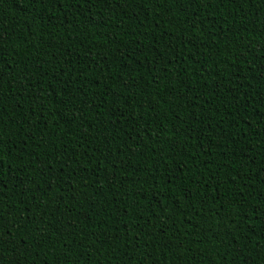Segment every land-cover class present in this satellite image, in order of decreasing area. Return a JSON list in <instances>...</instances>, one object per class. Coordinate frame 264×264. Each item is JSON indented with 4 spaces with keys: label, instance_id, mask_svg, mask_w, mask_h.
Returning <instances> with one entry per match:
<instances>
[{
    "label": "trees",
    "instance_id": "1",
    "mask_svg": "<svg viewBox=\"0 0 264 264\" xmlns=\"http://www.w3.org/2000/svg\"><path fill=\"white\" fill-rule=\"evenodd\" d=\"M0 264H264V0H0Z\"/></svg>",
    "mask_w": 264,
    "mask_h": 264
}]
</instances>
